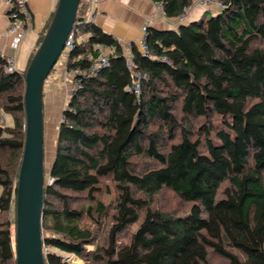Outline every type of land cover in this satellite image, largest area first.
I'll return each instance as SVG.
<instances>
[{
    "label": "trees",
    "instance_id": "trees-1",
    "mask_svg": "<svg viewBox=\"0 0 264 264\" xmlns=\"http://www.w3.org/2000/svg\"><path fill=\"white\" fill-rule=\"evenodd\" d=\"M152 1L176 19L194 0ZM215 1L210 18L148 28L147 55L135 44L126 55L85 22L80 1L62 68L109 61L81 78L62 112L43 190L44 264H70L47 248L83 264H264V0ZM4 66L0 55V113L13 119L0 120V264H16L28 66ZM164 194L186 211L158 209Z\"/></svg>",
    "mask_w": 264,
    "mask_h": 264
},
{
    "label": "water",
    "instance_id": "water-1",
    "mask_svg": "<svg viewBox=\"0 0 264 264\" xmlns=\"http://www.w3.org/2000/svg\"><path fill=\"white\" fill-rule=\"evenodd\" d=\"M80 1L58 0L50 24L25 73V140L15 204L16 264H44L41 232L45 188L43 89L75 24Z\"/></svg>",
    "mask_w": 264,
    "mask_h": 264
},
{
    "label": "crops",
    "instance_id": "crops-1",
    "mask_svg": "<svg viewBox=\"0 0 264 264\" xmlns=\"http://www.w3.org/2000/svg\"><path fill=\"white\" fill-rule=\"evenodd\" d=\"M86 2L87 14L90 12L92 16L91 22L113 36L127 55L131 44L139 45L142 27L146 22H150L149 28L156 30H176L180 25L196 21L211 11L209 7L192 4L187 8V20L178 22L177 18L167 19L158 8V4L152 0H86ZM57 3L58 0H27L31 13L30 29L19 48L13 49L11 37L6 35L9 25L8 8L0 0V53L5 57L16 58L17 71L26 70L39 37L49 23ZM212 8L217 13L221 9L217 6ZM74 78V75L65 72L60 66L50 74L43 93L49 92V87L54 84L59 95H62V92L66 96L70 95L74 91Z\"/></svg>",
    "mask_w": 264,
    "mask_h": 264
},
{
    "label": "built area",
    "instance_id": "built-area-1",
    "mask_svg": "<svg viewBox=\"0 0 264 264\" xmlns=\"http://www.w3.org/2000/svg\"><path fill=\"white\" fill-rule=\"evenodd\" d=\"M2 3L8 8V19H9V25L8 28L6 30V35L11 37V46L13 49H18L20 44L22 43V41L24 40L25 36L27 35L29 29H30V23H31V13L28 9L27 6V0H1ZM194 5H200L202 7H209V6H217L219 8L222 7V5L215 1V0H194L193 1ZM158 8L161 9V6L158 4ZM187 8L183 10V13L181 15H179V17L177 18L178 22H184L187 20L186 17V12H187ZM92 16L91 13L89 12L88 14H86L85 16V22H91ZM80 22H76L72 28V31L70 33V35L68 36L66 43H65V47L61 53V55L64 52L68 53L71 51L73 44H74V35H76L79 30H78V26L80 25ZM150 26V22H146L143 27H142V38L139 42V48L142 51L143 54L147 55L148 51H147V47L145 44V36L147 33V30ZM1 56H3L0 53ZM60 55V57H61ZM67 55H65L62 59V61H65L67 58ZM5 59V66H4V70L7 73H13L15 71H17L16 69V58L15 57H5L3 56ZM108 61H109V57L108 54L104 53L101 54L95 61L94 63L87 69L85 70H74L71 71L70 73L72 75H74V89L75 87L79 86V84L81 83V78H90L93 77L95 75H97V73L99 72V70L101 68H104L106 66H108ZM50 77V75H49ZM49 77L47 78V80L44 83V86H46V83L49 80ZM134 77L139 80L141 78L140 74L136 73L134 74ZM142 78H145V75H142ZM133 92L135 93V95L139 94V83L138 81H136V83L134 84V86L132 87Z\"/></svg>",
    "mask_w": 264,
    "mask_h": 264
},
{
    "label": "rangeland",
    "instance_id": "rangeland-1",
    "mask_svg": "<svg viewBox=\"0 0 264 264\" xmlns=\"http://www.w3.org/2000/svg\"><path fill=\"white\" fill-rule=\"evenodd\" d=\"M214 6H209L210 12H207L205 14V17L210 18L211 16H214L217 14V12L214 11L212 8ZM126 53V52H125ZM67 55V52H64L61 57L57 60L51 74L60 66H62L63 57ZM127 55V54H126ZM49 87V92L43 93V137H44V170L45 174L47 175L48 171L50 170L54 157L56 152V143H57V136H58V127L61 121L62 112L65 110V108L68 105L69 99L72 94L65 95V93L62 92V95H59L53 86ZM51 91V92H50ZM54 92V93H52ZM47 93V94H46ZM0 120L3 124H5L8 127L13 126V119L11 115L9 114H1L0 113ZM45 182H48L47 179H45ZM111 197H108L106 200H110ZM156 203V207L160 210H165L168 213L177 212L182 213L186 211V208L184 206L178 205L177 201L171 197L169 194H164ZM12 221L15 220V215L12 212L11 214ZM12 231L14 234V226L12 227ZM46 251L58 253L59 255L66 257V261L70 264H83V262L76 257L73 256H67L65 254L60 253L59 251L47 248ZM212 264H226V262L213 259Z\"/></svg>",
    "mask_w": 264,
    "mask_h": 264
}]
</instances>
